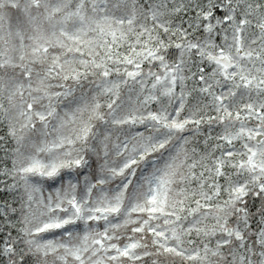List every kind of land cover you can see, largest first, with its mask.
I'll use <instances>...</instances> for the list:
<instances>
[{"label": "snow or ice", "instance_id": "6c2138e0", "mask_svg": "<svg viewBox=\"0 0 264 264\" xmlns=\"http://www.w3.org/2000/svg\"><path fill=\"white\" fill-rule=\"evenodd\" d=\"M0 264H264V0H0Z\"/></svg>", "mask_w": 264, "mask_h": 264}]
</instances>
